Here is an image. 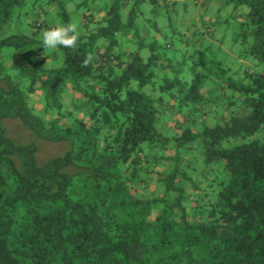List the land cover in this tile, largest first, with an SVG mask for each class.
Masks as SVG:
<instances>
[{
    "label": "trees",
    "instance_id": "16d2710c",
    "mask_svg": "<svg viewBox=\"0 0 264 264\" xmlns=\"http://www.w3.org/2000/svg\"><path fill=\"white\" fill-rule=\"evenodd\" d=\"M146 1L113 0L98 23L78 30L75 48L45 56L38 32L6 35L25 0H0V264H264V0H228L261 68L216 79L213 89L197 75L184 96L177 76L165 77L169 95L157 96L160 57L145 61L142 41L134 52L119 48L118 35L139 38ZM5 48L25 59L16 72ZM54 51L64 62L49 68ZM228 89L215 112L212 96ZM39 92L45 115L34 112ZM69 100L83 116L65 110ZM198 114H213L214 125L194 130ZM7 120L32 141L14 140ZM41 141L68 148L42 164ZM197 149L202 167L189 156Z\"/></svg>",
    "mask_w": 264,
    "mask_h": 264
},
{
    "label": "rangeland",
    "instance_id": "374dc122",
    "mask_svg": "<svg viewBox=\"0 0 264 264\" xmlns=\"http://www.w3.org/2000/svg\"><path fill=\"white\" fill-rule=\"evenodd\" d=\"M110 1L112 2V0H108L107 4L111 5ZM163 2L164 0H160L159 5H154L150 0H147L142 5L141 8L144 11V15L138 20L139 38L136 32L131 34L133 36L132 39L130 37L131 40L127 39V35H118L119 48L122 47L127 53L129 50L130 52L136 51L140 46L139 42L142 41L145 48H140V53L145 61H148L149 56L152 54H157L160 57L158 66L153 67V72L155 73L153 80L156 81L157 96L162 94L169 95V91L161 93L160 89V86L165 84V77L169 79H174L176 76L181 78L184 81L185 91L182 92V96H184L191 81L197 75L203 76L204 86L208 87V89H213L216 79L224 80L226 77L232 76L239 80L240 78L242 79L244 71L249 66L253 69L261 68V66L256 67L260 62L245 52L242 28L236 24L235 20L237 19L234 17L238 11L235 10L233 4H226L220 8L216 4V0H167L166 8L163 6ZM40 8L44 9L50 17H53V21L55 20L56 23L59 22L63 26L66 23L65 13H68L70 23L79 27L83 14L89 9L94 10V2L93 0H55V2L53 0H25V3L15 10L11 30H8L6 35L14 34L18 30L31 35V28L26 22L36 20L35 18ZM126 19L123 14V22ZM155 25L160 28L161 33L159 34L161 35L156 34V31H154ZM187 28L189 31L188 35L185 34ZM204 29L206 30L205 32H203ZM152 46H155V51L151 50ZM49 50L51 49H44L42 53L47 56L50 53ZM14 52L11 48L3 50L5 55L4 64L11 68V72H16V69H14L16 64L12 65L9 59ZM63 62V58L59 60L51 58L47 66L49 68H58L63 65ZM167 64L172 65V67L167 66ZM29 85L30 81L26 80L24 87ZM132 86L134 89L138 88L136 82H133ZM150 89L151 86L148 85L144 88V91L149 93ZM226 95H232V91L228 89L224 93L217 92V94L212 96L216 97L211 100L212 105H214V111L217 109L220 113L222 112L224 102L222 100ZM36 96L38 98H33L36 101L34 112L45 115L44 94L39 92ZM74 101L77 104L79 100L75 98ZM178 103V99L175 100V104L178 105ZM67 107L69 111L75 112L73 116L78 115L81 117L83 116L82 111H85L81 107H78L75 111L71 100L66 103L65 110ZM51 112L53 116L61 117L69 122V115L58 114L57 108H51ZM185 115L186 109L183 110L182 114H178V118L185 121ZM213 118V114L212 116L208 114L207 117L200 114L194 118L192 117L191 121H196L194 130L200 131L202 124L206 126L214 125ZM173 121L175 122L176 120ZM174 122L171 124L173 125ZM5 124L9 135L17 142L26 144L32 141L29 132L19 121L7 120ZM184 125H188V123L185 122ZM170 131V133L168 132L170 136H173L176 132V130ZM38 148V160L43 164L60 156L68 147L66 143L41 141L38 143ZM189 153L190 157L197 158L196 162L199 161V165L202 167L204 157L199 150L190 151ZM184 170L189 174L193 173L189 168Z\"/></svg>",
    "mask_w": 264,
    "mask_h": 264
},
{
    "label": "crops",
    "instance_id": "0c3cea01",
    "mask_svg": "<svg viewBox=\"0 0 264 264\" xmlns=\"http://www.w3.org/2000/svg\"><path fill=\"white\" fill-rule=\"evenodd\" d=\"M113 1V0H112ZM94 2V18H92L90 21L87 22L85 19L87 18V16H89L90 12L89 10H87V12L85 14H83L82 16V22L80 23L78 30H81L82 32H86L87 31V25H95L96 23H98L101 18L103 17V15L105 14V9L108 8L110 5L107 4L108 0H93ZM111 2V1H110ZM112 3V2H111ZM216 4L222 8L224 7L226 4H228V0H216ZM36 20L32 21L29 20L30 24L29 27L31 28V32H38L40 37L43 38V33L51 28L54 27H61L63 25H61V23H56V21L52 20L53 17H50L49 14H47V12L44 9H39L37 15H36ZM34 22V23H33ZM156 31V30H154ZM206 30L204 29L203 32H205ZM156 34H159L156 31ZM185 34H189L188 28L186 30ZM133 38V36L131 34L127 35V39ZM182 37V36H180ZM129 50V49H128ZM130 51V50H129ZM51 58H55L56 60H59L61 58L60 53L57 51H54L52 53ZM9 59L11 60L12 65L16 64V65H22L25 62V59L23 58V56L18 53V52H14L12 54V56L9 57ZM48 61V60H47ZM50 61V60H49Z\"/></svg>",
    "mask_w": 264,
    "mask_h": 264
},
{
    "label": "clouds",
    "instance_id": "9594fccd",
    "mask_svg": "<svg viewBox=\"0 0 264 264\" xmlns=\"http://www.w3.org/2000/svg\"><path fill=\"white\" fill-rule=\"evenodd\" d=\"M78 38L79 32L76 24L54 27L43 33V47L47 49L75 48Z\"/></svg>",
    "mask_w": 264,
    "mask_h": 264
}]
</instances>
